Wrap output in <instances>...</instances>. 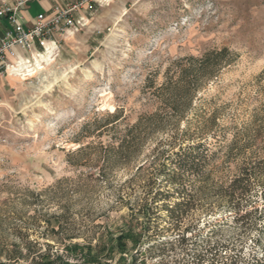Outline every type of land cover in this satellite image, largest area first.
Here are the masks:
<instances>
[{
    "label": "rangeland",
    "instance_id": "obj_1",
    "mask_svg": "<svg viewBox=\"0 0 264 264\" xmlns=\"http://www.w3.org/2000/svg\"><path fill=\"white\" fill-rule=\"evenodd\" d=\"M88 19L77 33L52 30L33 57L18 53L25 72L0 77V263L51 253L77 264H264V0H112ZM223 49L189 109L179 95L177 110L165 103L158 89L175 84L188 59ZM115 111L118 122L103 128ZM154 114L162 128L123 158L125 131ZM209 117L215 124L205 130ZM198 144L208 196L189 211L185 243L177 242L184 227L166 231L160 202L147 235L173 244L119 254L116 237L145 221L135 214L157 189L147 180L160 182L157 169L179 146ZM244 173L247 226L220 201ZM199 185L183 182L194 195Z\"/></svg>",
    "mask_w": 264,
    "mask_h": 264
},
{
    "label": "trees",
    "instance_id": "obj_2",
    "mask_svg": "<svg viewBox=\"0 0 264 264\" xmlns=\"http://www.w3.org/2000/svg\"><path fill=\"white\" fill-rule=\"evenodd\" d=\"M225 49L216 54H206L201 59H188V65L184 69L181 70L180 76L175 84L166 83L162 87L158 89V92L162 94L163 98H166L165 103L172 108L177 110L176 104V96H181L182 109H189L191 107V99L193 94V87L200 79H208L213 77L216 74V71L220 67V63L216 62L213 58L214 56H223L225 54ZM120 116V112L115 111L112 115H108V118L112 121L111 123L106 124L104 127L111 125L113 123L118 122V118ZM215 124V118L209 117L203 121V129L207 130ZM113 126V125H112ZM111 126V127H112ZM162 128V121L157 114L144 117L139 119L134 125L128 128L125 131V135L123 139L119 143V154L123 156V158H127L132 152L138 149L139 146L144 141L146 135H148L152 131H156ZM247 129L243 130V134ZM188 133L187 129L184 131ZM245 133V134H246ZM237 145V143H234ZM203 144H198L197 146H179L177 152H172L170 156L166 158L167 161H170V165H165V163H161V169H157V174L160 176L161 180L158 181V178L155 180L152 178L148 179V186L156 187L157 189L154 191L155 194L150 198V201H146L144 204L139 206L135 216L138 218H142L145 220L142 224L141 230L136 232L133 228H128L124 233H121L115 239V248L119 252V254L124 255L129 253L130 251L137 250L138 256L145 254L147 252L150 254L154 249L165 246L172 245L173 241L163 240L159 241L158 237L154 239V242H151V236L147 235L149 230V223H151L150 213L153 210L158 209V203H162V209L165 211L169 223L166 231H175L180 230V228L184 227L180 236L177 238V242L183 244L185 243L186 234L190 231L192 224L186 223V219L190 214V210L195 205L196 202L205 201L207 199L209 186L208 175L205 172V157H200L198 154L194 153L200 149H203ZM228 155H232V150L229 149ZM173 158H176L174 160ZM152 163L149 161H145L142 165L137 168V172L140 173L150 166ZM249 176L244 173L241 177L234 179L229 185V192L223 193L220 197V201H223L224 204L232 208L234 210V221L235 223L241 224V226H247V218L251 213H243L241 210L244 205L247 204L245 200H243L242 195L247 193L248 184H244L246 182L245 178ZM191 179L194 182L200 183L199 188L196 191V194H191L185 187H183V182L186 179ZM261 186L264 187V175L261 177ZM161 186V187H160ZM159 188L166 189L161 193ZM171 189V191H169ZM264 192V188H263ZM166 194V195H164ZM172 194V195H169ZM177 195V200L170 203L166 202L169 197ZM200 198V199H199ZM161 205V204H160ZM257 212V210H255ZM254 213V212H253ZM264 214V211L261 210L260 215ZM250 224V223H249ZM208 226L209 223H206L205 226ZM249 226V225H248ZM164 229H162L163 231ZM130 246V247H129ZM77 246L67 247L64 246V250L67 254H71V252H77ZM21 258V255H19ZM155 259V258H154ZM141 264H146L144 261ZM6 264V263H0ZM29 264H77L71 263L69 260H66L61 255L58 254H39L37 257H34ZM157 264H162L161 261ZM219 264H225L220 262ZM226 264H233L231 261Z\"/></svg>",
    "mask_w": 264,
    "mask_h": 264
},
{
    "label": "built area",
    "instance_id": "obj_3",
    "mask_svg": "<svg viewBox=\"0 0 264 264\" xmlns=\"http://www.w3.org/2000/svg\"><path fill=\"white\" fill-rule=\"evenodd\" d=\"M30 1L9 0L0 5V21L7 24L5 29L0 27V77L16 71L21 61L19 52L33 57L35 42L42 44L44 37L52 30L70 33L81 31L87 26L88 14L94 7L101 8L112 0H78L65 8H56L51 15H38L31 26L25 28L20 11Z\"/></svg>",
    "mask_w": 264,
    "mask_h": 264
},
{
    "label": "crops",
    "instance_id": "obj_4",
    "mask_svg": "<svg viewBox=\"0 0 264 264\" xmlns=\"http://www.w3.org/2000/svg\"><path fill=\"white\" fill-rule=\"evenodd\" d=\"M8 1L0 0V5ZM76 1L78 0H31L21 9V20L24 27L28 28L38 15H51L56 8H65ZM0 27L5 29L7 28V24L4 21H0Z\"/></svg>",
    "mask_w": 264,
    "mask_h": 264
},
{
    "label": "bare ground",
    "instance_id": "obj_5",
    "mask_svg": "<svg viewBox=\"0 0 264 264\" xmlns=\"http://www.w3.org/2000/svg\"><path fill=\"white\" fill-rule=\"evenodd\" d=\"M46 48H47V47H46ZM47 50H48V52H47L46 54H44V55H40V56H39L42 62H43V61L48 62V61L51 60V52H50V49L48 48ZM23 66H25V63H23V61L21 60V61L19 62V64H18V67L16 68V73H17V72H18V73L25 72ZM38 66H39V64L37 65V67H38ZM25 69H27V72H28V73H30V72L32 71V70H29L28 67L25 68ZM17 75H18V74H17Z\"/></svg>",
    "mask_w": 264,
    "mask_h": 264
}]
</instances>
